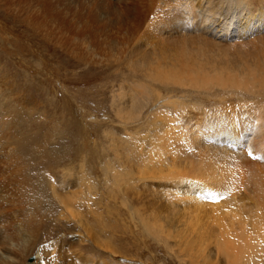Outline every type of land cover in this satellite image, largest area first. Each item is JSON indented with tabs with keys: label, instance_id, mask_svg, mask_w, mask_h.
I'll return each instance as SVG.
<instances>
[{
	"label": "rangeland",
	"instance_id": "rangeland-1",
	"mask_svg": "<svg viewBox=\"0 0 264 264\" xmlns=\"http://www.w3.org/2000/svg\"><path fill=\"white\" fill-rule=\"evenodd\" d=\"M34 1L0 0V204L2 206V228L8 231L15 230L14 232L19 235L24 233L33 235L36 248L34 247L25 257L28 264L38 263L40 257L48 264L47 260L51 261L55 255L50 256L51 251H46L47 248H45L47 245H54L56 257H59L58 264H195L190 261L184 248L175 244L174 238H169L165 245L163 241H158L159 237H154L146 230V222L150 223L148 219L153 213L159 215L165 225L169 223L172 217L169 210L172 209V206L168 205L167 200L176 189L171 180L141 178L138 170L140 166H143L142 163H147L145 165L151 167L149 164H158L161 157L168 158L165 148H161L164 146L163 134L166 129L162 127V124L165 119L163 116L161 119L152 120L151 116L155 112H153L154 110L149 112L151 109L149 97L168 93L171 100L178 101L179 111L185 114L190 110L193 111V107L202 108L198 100H206L211 97L205 93L202 96L199 95L194 88L189 87L187 79L178 80L180 82L178 84L174 79H169L166 83L158 82V80L149 82L148 79H142L140 76L135 79L123 66L124 60L130 52L137 56L142 52L145 54L148 50V52L154 50L153 53L158 52L157 55L161 60L163 58L161 56L163 53L165 54L163 55L165 62H171L176 58L177 61H189L192 60L191 56L199 57L198 54L203 55L204 58L212 51L214 54L218 51L223 53L224 48L220 49L214 45L217 49L219 48L214 50V42H212L215 39L214 35L218 34L215 31L219 20L213 22V18H208L202 24L203 13L198 11L196 2H192L193 6L189 4L190 7L185 9L187 14H182V9L174 5L173 2L170 7L157 4V7L146 19V23L144 22L145 24L143 23V26L139 28L138 33L133 29L134 25L131 22L128 29L123 24L120 26V23H112L109 19L117 21L118 14L101 13L102 11L98 9V5L101 3L96 5L87 2L85 4L84 1L79 3L73 2V0H61L60 2L59 0H50L52 2H50V8L47 11H42ZM105 2H108L107 5L110 4L113 9L119 10L124 6L120 0H105ZM53 3L55 5H52ZM36 9L38 10L36 11ZM144 17L147 15H141L139 18ZM160 19H162L161 23H157L156 28L160 27L161 33H168L173 38L181 37V34H190L193 41L186 40L188 42L185 43L186 41L182 40L179 42L170 40V42L167 40L169 38L162 35L159 38L158 33L155 34L153 31L156 29L155 26L151 23L159 22ZM219 19L223 20V16ZM83 21L85 23H82ZM186 21L193 26L192 29H188L183 24ZM104 22H108L110 25L107 26V23L104 24L106 25L104 27L102 25ZM69 27L71 28L69 29ZM130 28L132 31L129 30ZM89 29H92L91 32ZM102 31L106 34H103ZM232 35L235 37L234 34ZM148 40L149 44L144 43ZM215 40L217 41V39ZM225 40L228 41V39ZM225 40L220 43L224 45L231 43H227ZM96 42L98 45L95 44ZM191 43L192 47H189ZM175 44L177 47L174 49ZM199 45L201 48L203 45V49H200ZM181 46L183 50L186 49L181 51L178 49ZM167 47L168 49H166ZM193 48L196 50L191 51ZM249 48L251 47L241 50L249 51ZM230 49L225 47L224 52L232 56L234 55L232 52L235 50L233 47ZM169 50L172 52L170 53ZM165 51H168L166 52L167 58L170 57V60L166 59ZM136 56L135 58H137ZM137 79L139 80L137 81ZM140 80L146 82L142 83ZM135 84L138 87L137 90H143L146 86L145 97L141 96V91L140 93L135 89ZM149 89L150 91H148ZM123 90L124 93H122ZM129 90L132 93L129 92V94L127 92ZM147 93H150V96L146 95ZM130 97L133 104L129 101ZM144 99L148 101V104L140 109L142 103L147 102ZM121 103L126 106L125 109H130L133 112L126 120L121 119L116 111L118 106H123ZM206 105L208 106L202 109L210 108L209 103ZM168 110L171 112L172 108L170 107ZM179 120H183V118L179 117ZM152 141L153 143H151ZM117 143L120 144L117 146ZM124 145L130 150V153L127 152L128 156L126 155L128 158L127 167L131 165L135 170L130 167L128 172H131L132 176L127 178L124 175V181L113 185L111 177L107 176V173H112V168L116 172L120 171L119 163L124 159L122 156L125 151H122L119 156L115 154V151L117 147ZM131 146L135 147L134 151L130 149ZM156 152L158 153L156 154ZM148 155H152L153 158L149 157L148 159ZM120 156L123 158L122 160L119 159ZM249 158L260 159L258 155H250ZM161 168L165 169L166 167ZM166 171L164 170V172ZM47 172L50 176L52 175L54 181L56 180L53 183L58 190L64 189L62 185H71V181L73 183L82 182V187L74 190L75 192L81 190L77 194L80 196L78 210L86 221L98 222V229L95 234L96 240H93L94 244L84 242L86 245L91 244L92 249L89 251L80 249L83 253L81 256L75 249V247L77 248L76 243L81 239L78 233L79 226L75 225L73 219L66 222V218L70 216L66 214L67 211L60 209L61 204L53 196L52 198L46 196L48 198L43 200L42 196L35 195L31 191L32 188H37L39 175ZM81 177L84 178L81 180ZM105 180L109 182L105 183ZM87 182H93L95 187L88 190ZM164 182L169 185L167 186ZM87 193L92 195H87ZM178 193L171 195V198L175 199L177 195L181 196ZM174 205L176 206V204ZM176 208L181 209V206H176ZM60 212L65 214L62 216ZM165 215L168 218L171 216L169 221ZM175 217L177 218V215ZM58 248L62 251L60 256ZM43 249L44 254H39V251L42 252ZM74 257L76 260H73ZM82 259H85V262ZM218 263L225 264L222 258H219Z\"/></svg>",
	"mask_w": 264,
	"mask_h": 264
},
{
	"label": "bare ground",
	"instance_id": "bare-ground-1",
	"mask_svg": "<svg viewBox=\"0 0 264 264\" xmlns=\"http://www.w3.org/2000/svg\"><path fill=\"white\" fill-rule=\"evenodd\" d=\"M51 1L35 0L34 3H36L42 11H47L50 8ZM60 1L61 0H59V2ZM75 1L79 3H81V1H84V3H95L96 5L101 3V5H98V9L102 11H100L101 13H105L106 15L118 14L117 21L112 20V18L109 19L112 23H120V26L123 24V26H126L128 29L129 23L131 22L134 25L133 29L137 32L150 16L152 10L157 7V4L158 6L162 4L163 6L168 5V7H170L172 6L170 4L173 2L174 5L182 9V14H187L185 9L190 7L189 4L192 2H196L198 11L203 13L204 19L202 24L205 23L208 18H213V22L217 19L219 20L215 31V33L217 34L218 32V34L214 35L217 41L215 39L212 41L214 42L213 47L218 46L220 49L224 48V51L225 47L226 49L233 47L235 52H232L234 54L232 56L224 51L223 53L221 52L222 55L219 51L216 52V54L212 51L214 55L211 53L204 58L202 57L203 55L201 56L198 54L199 57L191 56L190 58L192 60L189 61H177L175 57L176 60L165 62L164 53L161 56L163 57L162 60L157 55L158 48L156 49V54L153 53L154 50L151 48V50H153L152 52H148V50L147 53L144 54L142 52V54H137V56L135 54H130V52L127 57L125 56L123 67H126V69H128L127 71L130 72V75L135 79L140 76L142 79H148L149 82L150 80H158V82L164 83L169 81V79H174L177 84L180 83L178 80L187 79L189 87L194 88L199 95L201 94L202 96L205 93V95L212 98H206V100L202 99L201 101L198 100L202 108L208 106L206 103H209L210 108L202 109L193 107L196 111L190 110V112L188 111L186 112L187 114H185L179 111L178 101L171 100L168 93L165 95H157L154 93V97H149L151 100V109L149 112L151 113L152 110L155 112L151 116L152 120L156 118L161 119L163 116L165 119L163 124L159 123L166 129L163 134L164 146L162 147L159 143L158 144L161 148H165L168 158H165V156L161 157L162 159L159 160L158 164H149L151 167L145 165L147 163H142L143 166L139 167L138 174L141 178H163L165 180H171L176 190H173V193H171L172 190L170 191L171 194L167 200L169 203L168 205L172 206V209L169 210L172 216H170L171 220L170 217L168 218V216L165 215L168 221L170 220L169 223L167 222L168 224L165 225V222L162 223L159 215H155L152 212L153 214H151L148 219L150 223L146 222V230L154 237H159L158 241H163L165 245H167L166 243L169 238H174L173 241H175V244L184 248L190 261L195 264H219V258H222L225 264H264V0H120L124 6L119 8V10L117 8L113 9L110 7V4L108 6V2L106 3L105 0H73V2ZM52 5L55 4L53 3ZM191 5L193 6V4ZM37 10L38 9H36V11ZM46 13L49 14L50 12ZM141 15H147V17L141 19L139 18ZM221 16H223V20L219 19ZM73 20L76 21L75 19ZM161 20L162 19H160L159 22L155 21L150 23L156 28L157 23L160 24ZM188 21L183 24L188 29H192L193 26H191ZM82 23L85 22L83 21ZM107 23L108 22H104L102 25L105 27L106 25L104 24ZM108 25L110 24L108 23L107 26ZM148 26L149 23L147 24V27ZM71 27H69V29ZM131 28L129 30H131ZM91 30L89 32H91ZM153 31L155 34L158 33V37L162 35L163 37L169 38L167 39L169 41L178 40L179 42V40H182L185 42L186 40H192V35L190 34H181V37L173 38L168 33H161L162 29L160 27ZM97 33L99 34V32ZM104 33L105 32H103V34ZM232 34H234L235 37H233ZM225 39H228V41ZM224 40L227 43H231L225 45L221 44L220 42ZM149 42L148 40V42L144 43L149 44ZM192 43L189 47H192ZM95 44L98 45L97 42ZM17 46L19 47V45ZM168 47L166 49H168ZM174 47H177L176 44L173 48ZM246 47H251L252 49L249 48V51L245 49V52L241 50ZM199 48L203 49V45L202 48L201 46ZM178 49L184 51L186 48L183 50L181 46V48ZM216 49L217 47H215L214 50ZM192 50L196 49L193 48L191 51ZM187 51L189 52V50ZM230 51H232V49H230ZM166 52L168 51H165V53ZM188 52H186L187 55H189ZM203 53L207 54L206 52ZM167 55L166 53V59L170 60V55L168 56L169 58H167ZM135 56L137 58H135ZM138 80L139 79H137V81ZM144 81L145 80H143L142 83ZM131 83L133 84V81H131ZM137 86L139 87L138 83ZM137 86L136 84L134 86L136 90L138 88ZM137 91H141L142 93H140L143 97L147 88L145 86L143 90L139 89ZM148 91H150V89ZM127 92L132 93L130 90ZM122 93H124V90ZM149 94L150 93H147L146 95ZM129 101L133 104L131 97ZM144 101L147 100L144 99ZM131 103L130 105H132ZM143 103L140 109L145 107L148 101L145 104ZM124 105L118 106L116 111L121 119L126 120L130 118L133 112L130 109H125L124 107L126 106ZM170 107L172 108L171 112L168 110ZM179 117L183 118V120H179ZM151 143H153V141ZM119 144L120 143H117V146ZM130 149L134 151L135 147L131 146ZM122 151H125V154L122 156L124 159L121 156L119 158L121 160L123 159L122 162L119 163L121 165L120 171L116 172L115 169L112 168V173H107V176L111 177L113 185L120 184L121 181H124V175H126L127 178L132 176L131 172H128L130 167L135 170L131 165L127 167V152L130 153V150H128L125 145L123 147H117L115 154L119 156ZM149 153L151 154V152ZM157 153L158 152H156V154ZM250 155H258L260 159L252 160L249 158ZM147 157L148 159L149 157L153 158L152 155H148ZM163 166L166 168L162 169L161 167ZM164 170L167 171L164 172ZM83 178L84 177H81V180ZM55 181L48 172L41 173V175H39L37 188H32L31 191L35 195L39 194L42 196L43 200L48 197L52 198L53 196V198L61 204L62 207L60 209L67 211L66 214L70 216L66 218V222L67 220L73 219L75 225L79 226L80 230H78V233L81 239L76 243L77 248L75 247V249L81 256L82 251H89L92 249L91 244H94V239L96 240L95 234L98 229V222L86 221L78 210L80 203L78 198L80 196L77 194L81 190H76V192L74 190L80 189L82 187V182L73 183L69 181L71 185H62L64 189L58 190L53 183ZM64 181L65 178L63 179V182ZM106 181L109 182L105 180V183ZM87 183L88 190L95 187L93 182ZM164 183L167 184V182ZM168 185L169 184H167V186ZM176 192H179L178 194H181V196L177 195L175 199H172L171 195H175ZM89 194L92 195L91 193ZM89 194L87 193V195ZM149 201L151 202V200ZM174 204H176V206H181V209L176 208ZM1 209L2 206L0 204V213L2 212ZM64 214L65 213H62V216ZM1 215L2 213L0 214V264H28L26 263L25 257L36 245L33 235L26 233L19 235V233L14 232L15 230L8 231L3 229ZM176 215L177 218L175 217ZM167 227L171 229L169 230ZM84 242H90L91 244L86 245ZM74 246L75 244L73 247ZM59 247L62 248V246ZM45 248H47L46 251H51L50 256L55 255L54 258H51V261L50 259L47 260V263L58 264L59 261L57 262V260L59 257H56L54 245H47ZM58 249L60 252L58 254L60 256L62 255V251L60 248ZM179 251L181 252V250ZM44 252L43 249L42 252L39 251V254H44ZM180 254L182 255V252ZM39 260L40 261L36 264H46L41 257ZM73 260H76L75 257ZM77 262L79 263L80 260Z\"/></svg>",
	"mask_w": 264,
	"mask_h": 264
}]
</instances>
